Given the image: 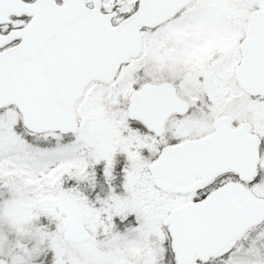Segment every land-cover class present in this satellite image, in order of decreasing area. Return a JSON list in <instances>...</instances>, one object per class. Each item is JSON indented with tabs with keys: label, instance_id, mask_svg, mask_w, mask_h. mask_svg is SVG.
I'll use <instances>...</instances> for the list:
<instances>
[{
	"label": "snow or ice",
	"instance_id": "1",
	"mask_svg": "<svg viewBox=\"0 0 264 264\" xmlns=\"http://www.w3.org/2000/svg\"><path fill=\"white\" fill-rule=\"evenodd\" d=\"M0 264H264V0H0Z\"/></svg>",
	"mask_w": 264,
	"mask_h": 264
}]
</instances>
